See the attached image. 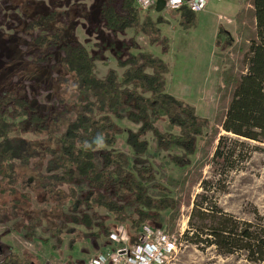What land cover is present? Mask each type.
<instances>
[{"label": "trees", "instance_id": "obj_1", "mask_svg": "<svg viewBox=\"0 0 264 264\" xmlns=\"http://www.w3.org/2000/svg\"><path fill=\"white\" fill-rule=\"evenodd\" d=\"M84 1L53 0L25 26L26 33L33 34L30 62L55 73L52 85L57 83L59 90L73 96L69 103L60 96L50 109L40 110L35 101L11 90L0 94V213L6 222L18 219L19 230L25 231L24 238L31 243L37 235L35 230H42L43 224L55 242L69 233L64 225L89 230L97 227L100 233L93 235L110 237L109 227L95 224L99 218L95 211L103 210L119 225L130 226L127 245L133 247L144 227L163 226V214L169 212L168 219L173 220L178 206L175 191L188 181V176H183L167 178L164 185L156 183V170L146 160V136L151 135L158 152L169 154L174 166L186 169L210 122L198 116L195 107L167 91L168 64L138 45L137 38L143 37L146 45L159 48L162 56L168 53L170 41L161 31L160 26L166 23L161 17L143 15L134 0H92L85 13ZM242 5L235 18V36L219 28L215 40L217 48L229 49L244 65L240 74L231 68L222 71V82L231 89V98L220 128L227 136L262 142L264 0H242ZM175 14L183 31L197 26L196 13L182 8ZM81 20L88 23L86 35H99L91 51L76 38ZM127 32H132V38L118 39ZM107 53L116 68H109L100 78L97 63H106ZM122 121L135 129L121 127ZM159 124H164V130ZM124 134L131 156L115 149ZM227 136L217 139L213 153L217 165L240 154L226 150L231 141ZM38 146L39 156L35 154ZM40 158L45 163L44 172L30 183L42 191L52 211L61 209L62 222H57L56 216L47 217L51 210L46 214L32 208L30 192L16 188L18 170L31 167L35 172L34 164ZM227 176V172L218 174L217 183ZM211 184L210 180L201 183L202 192L192 202L188 228L181 237L201 249L214 246L221 255L238 252L248 262L264 264V218L257 215L255 221L241 222L225 213L214 194L207 195ZM0 256V264H40L36 256L27 252L19 255L4 244H0Z\"/></svg>", "mask_w": 264, "mask_h": 264}, {"label": "rangeland", "instance_id": "obj_2", "mask_svg": "<svg viewBox=\"0 0 264 264\" xmlns=\"http://www.w3.org/2000/svg\"><path fill=\"white\" fill-rule=\"evenodd\" d=\"M52 1L0 0V94L4 89L11 90L30 102L35 101L40 106V110L50 109L60 96L64 97L66 103H69L73 96L69 91L66 92L61 88L59 90L57 83L52 85L55 73L30 62L33 53L30 42L33 34L26 33L25 26L29 19L43 12V8L46 9V5L50 6ZM81 4L85 6L84 11L87 13L92 0L81 2ZM242 8V0H221L220 3H212L204 11L197 13V26L190 30L188 43L183 39L185 46L181 43V37L186 34V31L178 26L175 12L151 11L148 15L153 19L161 17L166 22L160 26L162 33L170 41V49L165 56L160 54L159 48L148 47L143 37L137 38L141 50L149 51L165 60L170 67L173 66V72L176 75L180 76L182 70L185 81H197V79L200 81L192 88H184L181 85L173 86L169 82L168 91L177 99L195 107L198 116L210 122V129L201 139H198L196 154L191 158V166L186 169L174 166L169 161V154L158 152L151 135L146 136L149 142V153L146 160L156 170L157 184L164 185L167 178L180 179L188 176L187 183L175 191L178 206L173 220L168 219L169 212L163 214L162 227L179 244L177 253L173 254L166 264H255L248 262L241 253L221 255L214 246L201 249L202 246L198 248L181 237L188 228L192 202L195 196L202 192L201 183L207 180L212 181L207 195L214 194L218 207L225 213L233 215L241 222L255 221L257 215L264 218V138L262 142L237 139L234 136L225 135L220 128L221 120L231 98V89L223 85L222 71L231 68L234 74H240L244 70V65L240 62L241 57L231 53L229 49H216L214 62L211 59V52L215 48L213 43L217 25L235 36V28H237L235 13ZM87 24L84 20L79 21L81 26L76 28L75 33L77 40L91 51L99 35H97L98 38L95 35H86ZM132 36V32H127L123 36H118V39L127 41ZM182 48L184 50H181ZM196 52L199 54H195ZM182 53L186 55L185 62L181 60ZM106 55L109 57L106 63H97L98 77H101L109 68H116L112 55L109 53ZM59 112L60 110L57 113ZM119 125L135 129L127 121H122ZM159 128L164 130V124H159ZM220 136H227L231 140L227 142L226 150H236L240 153L234 154V157L223 165L213 162V153ZM26 138L37 141L31 136ZM125 140L126 135L124 134L119 138L115 149L131 156ZM40 148L38 146L35 151L38 156ZM172 153L179 154L177 151ZM39 160L34 164L35 172L31 171V167H22L18 170L16 188L30 192L32 208L38 211L45 210L46 214H49L53 208L51 203H45L42 191L36 187V184L30 183L33 182V177L37 178L40 173L44 172L45 163L41 158ZM226 172L228 173L226 179L217 183L218 174ZM57 209L59 208L47 217L51 219L52 216L54 218L56 216L57 222H62L64 220L61 218V209L58 211ZM95 213L99 217L95 220V224H105L110 228L111 234L123 233L126 242L118 247L128 246V234H132L130 226L119 225L113 221L111 215L103 210H96ZM3 215L4 213H0V244L14 248L19 255L27 252L36 256L42 264H84L104 249L117 247L116 244L110 242L109 236L93 235L100 233L99 228L93 227L89 230L74 225H64L63 228L66 227V232L69 233H64L61 241L55 242L49 238V233L44 231L47 227L43 224L44 230L36 229L37 235L30 243L24 238L25 231L19 230L18 219L6 222ZM56 219L50 223L55 224ZM63 228L62 230H65ZM78 250L81 253H77ZM73 255H79L76 256L77 261H74L75 257L72 259ZM1 259L2 256H0Z\"/></svg>", "mask_w": 264, "mask_h": 264}, {"label": "built area", "instance_id": "obj_3", "mask_svg": "<svg viewBox=\"0 0 264 264\" xmlns=\"http://www.w3.org/2000/svg\"><path fill=\"white\" fill-rule=\"evenodd\" d=\"M212 1L221 0H165V10L177 12L186 8L197 14L204 11ZM134 6L142 14H148L153 11L155 0H134ZM110 241L117 247L105 249L84 264H166L179 249V244L163 227H144L139 243L133 247H118L126 242L123 233L111 234Z\"/></svg>", "mask_w": 264, "mask_h": 264}, {"label": "crops", "instance_id": "obj_4", "mask_svg": "<svg viewBox=\"0 0 264 264\" xmlns=\"http://www.w3.org/2000/svg\"><path fill=\"white\" fill-rule=\"evenodd\" d=\"M157 1H159V0H155V6H154V9H153V11H155V9H156V4H157ZM165 1V0H164ZM221 2V1H220ZM220 2H217V1H212V2H210L209 3V5H212V3H220ZM208 5V6H209ZM207 6V7H208ZM163 11H165V7H164V9H163ZM162 11V12H163ZM241 10H238L236 13H235V18H236V15L240 12ZM156 12V11H155ZM197 19H198V16H197ZM236 24V23H235ZM237 27V26H236ZM218 29H219V25H217V27H216V36H217V32H218ZM235 31H236V28H235ZM189 33H191L190 31H187L186 32V34H184V35H182V37H181V43L185 46V44H184V41H183V39H185L186 40V42L188 43V38L190 37V34ZM216 36H215V38H214V43H213V45H214V50H212V52H211V59H212V61L214 62V58L216 57V55H215V50L216 49H219V48H217L216 46H215V40H216ZM192 37V36H191ZM199 42V41H198ZM181 50H184V48H182ZM161 54V53H160ZM183 54V53H182ZM195 54H199V53H195ZM185 56L186 55H182V57H181V60H182V62H185ZM164 58H166V57H164ZM162 59V58H161ZM165 61V60H164ZM166 62V61H165ZM167 63V62H166ZM168 64V63H167ZM168 66H169V64H168ZM173 70H174V68H173V66L172 67H170L169 66V73L166 75V87H167V91H168V87H169V85L170 84H172L173 86L175 85H181L182 87H184V88H192V87H194V86H197L198 84H199V80L197 79V81H185V75L183 74V72H182V70H181V74H180V76H178V74L176 75L174 72H173ZM108 71V70H107ZM107 71L105 72V73H103L102 75H101V77L100 78H103L105 75H106V73H107ZM169 82H170V84H169ZM169 92V91H168ZM14 249V248H13ZM74 249V248H73ZM105 250V249H104ZM103 250V251H104ZM14 251H15V249H14ZM74 252V251H73ZM81 253L80 252V250H78L77 251V253ZM100 253V252H99ZM98 254V253H97ZM76 256H79V255H73V256H71L72 257V259L74 258V261H77L78 260V258L76 257ZM39 262H40V264H42V261H40L39 260ZM50 264V263H49ZM52 264V263H51Z\"/></svg>", "mask_w": 264, "mask_h": 264}, {"label": "water", "instance_id": "obj_5", "mask_svg": "<svg viewBox=\"0 0 264 264\" xmlns=\"http://www.w3.org/2000/svg\"><path fill=\"white\" fill-rule=\"evenodd\" d=\"M165 7V1L164 0H159L157 1V4H156V13H161L163 11Z\"/></svg>", "mask_w": 264, "mask_h": 264}]
</instances>
